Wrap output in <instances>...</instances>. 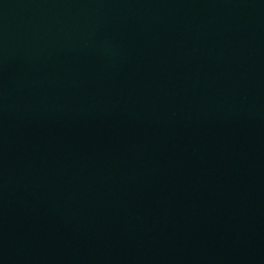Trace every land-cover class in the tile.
Wrapping results in <instances>:
<instances>
[{
  "label": "water",
  "instance_id": "95a60500",
  "mask_svg": "<svg viewBox=\"0 0 264 264\" xmlns=\"http://www.w3.org/2000/svg\"><path fill=\"white\" fill-rule=\"evenodd\" d=\"M0 264H264V0H0Z\"/></svg>",
  "mask_w": 264,
  "mask_h": 264
}]
</instances>
